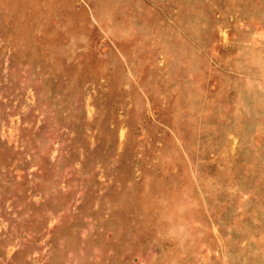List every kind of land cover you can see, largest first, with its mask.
Masks as SVG:
<instances>
[{"label":"rangeland","instance_id":"374dc122","mask_svg":"<svg viewBox=\"0 0 264 264\" xmlns=\"http://www.w3.org/2000/svg\"><path fill=\"white\" fill-rule=\"evenodd\" d=\"M0 264H264V0H0Z\"/></svg>","mask_w":264,"mask_h":264}]
</instances>
